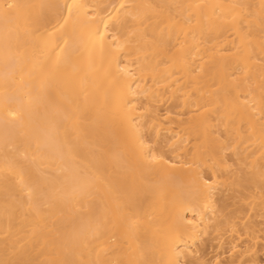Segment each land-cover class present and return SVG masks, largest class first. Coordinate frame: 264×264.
<instances>
[{"label": "bare ground", "instance_id": "bare-ground-1", "mask_svg": "<svg viewBox=\"0 0 264 264\" xmlns=\"http://www.w3.org/2000/svg\"><path fill=\"white\" fill-rule=\"evenodd\" d=\"M263 249L264 0H0V264Z\"/></svg>", "mask_w": 264, "mask_h": 264}, {"label": "rangeland", "instance_id": "rangeland-1", "mask_svg": "<svg viewBox=\"0 0 264 264\" xmlns=\"http://www.w3.org/2000/svg\"><path fill=\"white\" fill-rule=\"evenodd\" d=\"M233 166L235 167V165H233ZM237 194H239V193H237ZM227 202L232 203L233 202V199L232 198H229L227 200ZM230 208H233V206L231 205V207H229V209ZM213 254H214V252L213 251H210L209 254L207 255V258L211 257ZM258 259H260V261L262 262V264H264V249L259 251V253H258Z\"/></svg>", "mask_w": 264, "mask_h": 264}]
</instances>
